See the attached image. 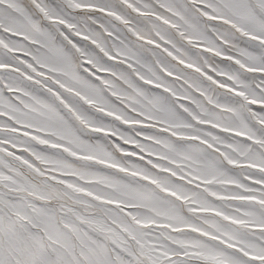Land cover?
<instances>
[{
	"label": "snow or ice",
	"instance_id": "1",
	"mask_svg": "<svg viewBox=\"0 0 264 264\" xmlns=\"http://www.w3.org/2000/svg\"><path fill=\"white\" fill-rule=\"evenodd\" d=\"M0 264H264V0H0Z\"/></svg>",
	"mask_w": 264,
	"mask_h": 264
}]
</instances>
